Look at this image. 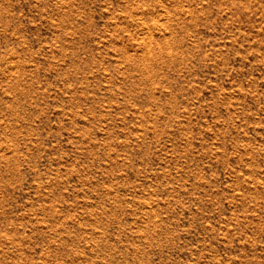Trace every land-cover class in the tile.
Here are the masks:
<instances>
[{
	"label": "rangeland",
	"instance_id": "1",
	"mask_svg": "<svg viewBox=\"0 0 264 264\" xmlns=\"http://www.w3.org/2000/svg\"><path fill=\"white\" fill-rule=\"evenodd\" d=\"M0 264H264V0H0Z\"/></svg>",
	"mask_w": 264,
	"mask_h": 264
}]
</instances>
